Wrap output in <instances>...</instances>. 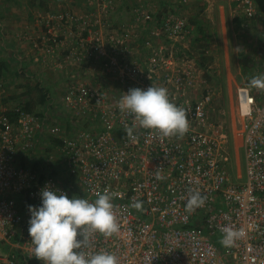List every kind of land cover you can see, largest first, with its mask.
<instances>
[{
	"label": "built area",
	"instance_id": "1",
	"mask_svg": "<svg viewBox=\"0 0 264 264\" xmlns=\"http://www.w3.org/2000/svg\"><path fill=\"white\" fill-rule=\"evenodd\" d=\"M92 2L93 14L48 15L34 45L49 57L67 33L75 39L69 57L84 74H69L59 98L71 127L52 119L49 108L0 106V264H43L32 253L28 206H41L45 184L91 203L114 194L118 234L96 233L84 251L113 253L118 264H264V90L237 89L244 174L236 182L225 135L211 118L209 70L192 51L193 26L175 13L138 11L131 25L115 27L111 1ZM234 3L244 21L260 20L264 7L256 1ZM150 86L167 88L186 110L182 137L139 127L137 139L126 135L134 118L120 111V98ZM191 193L204 198L194 211L186 208ZM229 231L238 235L222 244Z\"/></svg>",
	"mask_w": 264,
	"mask_h": 264
},
{
	"label": "rangeland",
	"instance_id": "2",
	"mask_svg": "<svg viewBox=\"0 0 264 264\" xmlns=\"http://www.w3.org/2000/svg\"><path fill=\"white\" fill-rule=\"evenodd\" d=\"M254 1L258 5L261 4L259 6L262 10L264 0ZM115 2L116 4L114 3V5L118 7L117 11L114 10L116 14L124 16V19L126 17V21L120 25H126L127 22L133 21L134 15L140 10L149 11L148 13H152L151 15L154 17L161 16L166 12L176 13L182 15L185 19L187 18L186 20L189 24L191 20H196L209 30L211 40L206 53L213 58V62L208 67L209 73L207 79L215 92L211 118L217 121L225 135V145L231 158L233 180L236 182L243 181V179L241 180L244 174L241 133L244 121L239 112L237 89L238 87L248 86V81L253 76L262 74V71H264V10H262V16L258 23L257 21H244L238 12L239 10L235 8L234 0H115ZM46 10L52 9L49 7ZM33 11L29 12V14L32 15ZM51 14L49 13L48 15ZM143 28V24L141 23L140 30H143ZM194 29L195 27L192 29L193 37L191 41L197 37ZM4 41H7V39L0 38V60H11L9 66L12 67L6 77L1 79L7 94L0 96V106L12 105L14 102H19L20 97H33L32 91L27 96H24V94L34 85L40 84L39 80L42 75L47 77V74H49L47 78L49 80L52 78V71H50V74L48 73L49 70H44L48 67H44L40 71L37 69L42 66H39L37 69L35 67L36 70L34 71L33 68H30V61L22 62L24 58L17 57L18 53L13 50V44L9 42L4 43ZM4 45L7 49L4 48ZM194 46V44H191V47L194 48ZM201 51L195 50L194 53L198 57V53H201ZM41 58V56H38V61L46 64L52 63V56L42 58L43 60H40ZM20 69L27 71L28 74H24V72L23 76L22 74L20 75ZM58 101L53 102L54 104L51 103L52 106L50 105L49 113L52 119H56L66 129L71 123L67 122L68 118L59 113L61 109ZM47 140L43 139L45 147L51 144Z\"/></svg>",
	"mask_w": 264,
	"mask_h": 264
},
{
	"label": "clouds",
	"instance_id": "3",
	"mask_svg": "<svg viewBox=\"0 0 264 264\" xmlns=\"http://www.w3.org/2000/svg\"><path fill=\"white\" fill-rule=\"evenodd\" d=\"M248 87L264 90V74L253 76ZM118 107L134 118L133 125L125 129L130 139L138 138L134 135L137 127L150 130L160 138H179L188 130L186 110L170 101L165 87L130 88L120 98ZM39 195L41 206H28V234L32 253L38 261L43 264H118L113 253L84 251L96 233L105 238L118 234L111 203L113 193L98 194L91 203L83 198H69L66 193L45 184ZM203 203V196L191 193L186 208L194 211ZM134 207L139 210L142 205L136 203ZM237 235L229 231L221 243L231 245Z\"/></svg>",
	"mask_w": 264,
	"mask_h": 264
},
{
	"label": "crops",
	"instance_id": "4",
	"mask_svg": "<svg viewBox=\"0 0 264 264\" xmlns=\"http://www.w3.org/2000/svg\"><path fill=\"white\" fill-rule=\"evenodd\" d=\"M92 1L93 0H0V38L7 39L4 43L9 42L13 44V50L18 53V56H16L18 58H24L22 60L24 63L30 61V68H33L34 71L39 66L42 67L38 68V71L42 70L44 67H48L44 69L46 71L49 70L48 73L52 71V78L50 80L47 78L49 77V74H47V77L42 75L39 80L40 85L48 90L51 101L48 104L49 107L47 105L46 107H43L44 109L50 108L52 102L61 98L69 82V74H75L77 77H82V74H84L81 65L79 64L76 67L73 60L69 57L70 49L72 48V44L75 42L73 35L70 33H67L64 40L61 41L57 51L51 58L52 63L46 64L38 61V56L47 58L41 55L43 52H41L40 49H36L34 47L36 43H41V37L45 29L43 25L46 21V16H48L49 13L56 14L66 11L74 12L79 16L93 14L97 8L94 6L95 3ZM110 1L111 9L110 12H108L110 24L115 25V27L118 25L121 26L120 24L126 21V17L124 19V16L116 14L114 11L118 10V7L114 5L116 2L115 0ZM49 7L52 10H46V8ZM32 10L36 13L33 14L32 12V15H30L29 12ZM132 22L133 21L127 23L126 25H131ZM4 48L7 49L5 45ZM42 58L40 60H43ZM7 62L9 64L11 63V60ZM32 62L35 64L33 65ZM11 67L9 66V70ZM19 73L20 75L22 74V76L23 73L28 74V72L23 71V69H20ZM0 85L2 88L0 96L7 94L5 87L1 82V78ZM23 99L25 98L21 97L20 100L22 101Z\"/></svg>",
	"mask_w": 264,
	"mask_h": 264
},
{
	"label": "trees",
	"instance_id": "5",
	"mask_svg": "<svg viewBox=\"0 0 264 264\" xmlns=\"http://www.w3.org/2000/svg\"><path fill=\"white\" fill-rule=\"evenodd\" d=\"M190 25L195 27L194 32H196L197 37H195L192 40V44H194L193 52L194 50H202L201 53H199V58L197 57L198 60V65L203 68L205 71L208 69V67L212 64L213 58L211 56L207 55V48L209 46V42L211 40V34L207 28L203 26L201 22H197L196 20L191 21ZM197 47V48H195ZM196 55V54H195ZM9 71V64L6 60H0V78L2 79L5 77V75ZM208 75H206L207 78ZM32 91V92H31ZM33 93V97H27L23 99L22 101L20 100V104L22 106V109L27 111V112H36L42 109L44 106L46 107L47 104L50 102V97L48 90L44 87H42L40 84H36L33 87H31L25 94L24 96L29 95V93ZM17 101V100H16ZM18 102V103H19ZM25 106V107H24ZM39 108V109H38ZM53 140V141H52ZM52 143L54 142L55 144L58 143V141L54 138L51 139ZM53 143V144H54ZM38 163L35 165L37 166ZM66 181V180H65ZM69 181V180H68ZM68 183V182H66Z\"/></svg>",
	"mask_w": 264,
	"mask_h": 264
},
{
	"label": "bare ground",
	"instance_id": "6",
	"mask_svg": "<svg viewBox=\"0 0 264 264\" xmlns=\"http://www.w3.org/2000/svg\"><path fill=\"white\" fill-rule=\"evenodd\" d=\"M260 3V2H259ZM93 4V3H92ZM262 4H263V2H262ZM259 5H261V4H259ZM94 6H95V4H94ZM94 6H93V9H94ZM138 7V6H137ZM136 7V8H137ZM165 7H167V6H165ZM150 8V7H149ZM91 9H92V7H91ZM96 9V8H95ZM140 11V10H139ZM149 12V11H148ZM147 12V13H148ZM156 12V11H155ZM129 14V13H128ZM150 14H152V13H150ZM155 14V13H154ZM153 14V15H154ZM162 14V13H161ZM176 14V13H175ZM52 15V14H51ZM85 15V14H84ZM178 15V14H177ZM128 16V15H127ZM130 16V15H129ZM131 16H133V15H131ZM47 17V16H46ZM187 19V18H186ZM192 21V20H191ZM261 21H262V19H261ZM264 22V21H263ZM128 23V22H127ZM133 23V22H132ZM131 23V24H132ZM259 23V22H258ZM252 24V23H251ZM256 24V23H255ZM248 25V24H247ZM115 26V25H114ZM119 26V25H118ZM122 26V25H121ZM124 26V25H123ZM256 26V25H255ZM140 28V27H139ZM192 42V41H191ZM192 44V43H191ZM195 48H197V47H195ZM195 51V50H194ZM198 52V51H197ZM260 53V52H259ZM199 54V53H198ZM199 56V55H198ZM261 56V55H260ZM199 58V57H198ZM256 60V59H255ZM200 65V64H199ZM201 67H202V65H201ZM245 68V67H244ZM252 68V67H251ZM254 69V68H253ZM246 72V71H245ZM208 75V74H207ZM24 86V85H23ZM20 87V86H19ZM21 90H22V88H21ZM18 92V91H17ZM21 96V95H20ZM8 98V97H7ZM21 98V97H20ZM57 99V98H56ZM5 101V100H4ZM7 102V101H6ZM51 102V101H50ZM59 102V101H58ZM57 102V103H58ZM20 103V102H19ZM53 103V102H52ZM54 104V103H53ZM48 105V104H47ZM58 105H59V103H58ZM51 106H52V104H51ZM25 107V106H24ZM45 107V106H44ZM48 107H49V105H48ZM39 109V108H38ZM56 110V109H55ZM25 111V110H24ZM57 111V110H56ZM58 115V114H57ZM51 116V115H50ZM61 117V116H60ZM57 118V117H56ZM60 121H61V118H60ZM242 125V124H241ZM70 127V126H69ZM53 141V140H52ZM54 143V142H53ZM55 144V143H54ZM66 182H69V181H67L66 180Z\"/></svg>",
	"mask_w": 264,
	"mask_h": 264
}]
</instances>
